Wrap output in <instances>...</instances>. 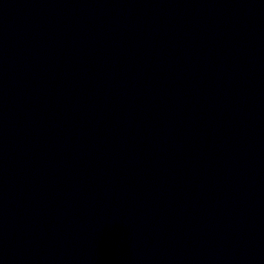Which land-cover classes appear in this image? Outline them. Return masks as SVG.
Segmentation results:
<instances>
[{
    "label": "water",
    "instance_id": "water-1",
    "mask_svg": "<svg viewBox=\"0 0 264 264\" xmlns=\"http://www.w3.org/2000/svg\"><path fill=\"white\" fill-rule=\"evenodd\" d=\"M0 264H264V0H0Z\"/></svg>",
    "mask_w": 264,
    "mask_h": 264
}]
</instances>
